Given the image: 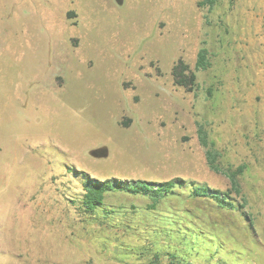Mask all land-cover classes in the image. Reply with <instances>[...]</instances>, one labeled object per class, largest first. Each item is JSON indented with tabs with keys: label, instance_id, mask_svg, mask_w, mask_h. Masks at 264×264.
I'll list each match as a JSON object with an SVG mask.
<instances>
[{
	"label": "rangeland",
	"instance_id": "rangeland-1",
	"mask_svg": "<svg viewBox=\"0 0 264 264\" xmlns=\"http://www.w3.org/2000/svg\"><path fill=\"white\" fill-rule=\"evenodd\" d=\"M200 1L0 0V264H264V0ZM202 48L198 87L176 85ZM81 173L185 186L94 217Z\"/></svg>",
	"mask_w": 264,
	"mask_h": 264
},
{
	"label": "trees",
	"instance_id": "trees-1",
	"mask_svg": "<svg viewBox=\"0 0 264 264\" xmlns=\"http://www.w3.org/2000/svg\"><path fill=\"white\" fill-rule=\"evenodd\" d=\"M218 0H201L199 6L212 10ZM70 15V14H69ZM211 67L210 54L206 48L200 49L197 54L195 68L192 69L183 60L179 59L174 66L172 75L176 85L186 88L189 91H194L198 87V72L206 71ZM198 137L201 145L206 149V159L208 166L212 171L222 173L230 179L233 192L239 194L238 175L242 171H232L220 167L218 160L220 153L214 148V145L209 142L208 134L200 127L198 129ZM83 179V200L79 204L80 211L83 214L95 215L96 212L103 209L104 213L110 214L104 209L105 197L110 192H123L133 196H141L149 199L151 204L147 207L149 211H155L162 200L177 194L178 189L185 186V182L180 178H175L162 183L148 182L142 180L127 181V180H97L90 178L88 175L81 173ZM194 198H208L214 201L218 207H233L231 196L228 193L219 190H212L207 187H196L192 192ZM96 217V216H94ZM93 217V218H94ZM171 260L170 264H180L175 261L177 258L173 254L167 255Z\"/></svg>",
	"mask_w": 264,
	"mask_h": 264
}]
</instances>
